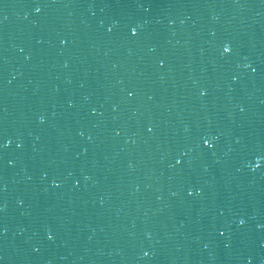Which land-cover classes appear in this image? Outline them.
I'll return each mask as SVG.
<instances>
[{"label": "water", "instance_id": "1", "mask_svg": "<svg viewBox=\"0 0 264 264\" xmlns=\"http://www.w3.org/2000/svg\"><path fill=\"white\" fill-rule=\"evenodd\" d=\"M0 264H264V0H0Z\"/></svg>", "mask_w": 264, "mask_h": 264}, {"label": "snow or ice", "instance_id": "2", "mask_svg": "<svg viewBox=\"0 0 264 264\" xmlns=\"http://www.w3.org/2000/svg\"><path fill=\"white\" fill-rule=\"evenodd\" d=\"M36 10H37L38 12L40 11L39 8H37ZM109 31H111V29H109ZM131 35H132L133 37L137 35V32H136L135 29H132V30H131ZM223 51H224V53H230V52H231V48H230L229 46L226 45V46H224ZM161 66H163V65H161ZM150 130H151V129H150ZM203 145H204L205 147H212V145H210V143L208 142L207 139H204V140H203ZM177 163H180V161H177ZM57 187H59V185H57ZM189 195H191V193H189ZM240 223L243 224L244 221L241 220ZM49 239H52V237L49 236ZM145 255H147V253H145Z\"/></svg>", "mask_w": 264, "mask_h": 264}]
</instances>
